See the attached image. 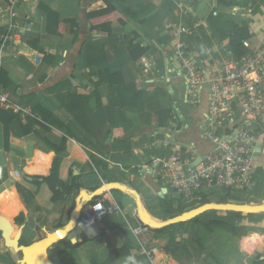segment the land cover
I'll return each mask as SVG.
<instances>
[{
    "label": "crops",
    "instance_id": "1",
    "mask_svg": "<svg viewBox=\"0 0 264 264\" xmlns=\"http://www.w3.org/2000/svg\"><path fill=\"white\" fill-rule=\"evenodd\" d=\"M105 1L30 0L16 8L19 25L27 28L23 38L6 45L0 38V76L1 71L7 73L14 88V91L11 87L7 89L11 99L29 107L33 118L39 117L34 112L38 106L52 115L47 123L50 132L35 127L36 133L24 138H21L18 122L0 121V215L10 220L18 231L21 222L15 221L17 215H30L21 231V236L30 245L45 238L47 233L58 231L59 224L69 227L77 205L83 211L92 209L98 200L108 196L120 211L95 220L101 234L89 238L82 232L74 243L79 246L62 255L49 250L53 262L104 264L111 251L128 246L130 256L113 264H133V261L134 264H264V212L243 214V218L237 219L225 211L213 210V213L205 216L202 213L194 218L186 230L180 225L170 227L169 234L158 240L153 238L152 230L145 236L135 232L145 224L144 214L156 223L178 215L169 216L165 207L160 208V200L169 196L170 188L163 183L160 186L153 184L169 154L166 141L193 149L199 155L213 150L211 142L203 136L209 93L207 89L203 90L196 108L187 105L184 99L187 83L178 75L174 63V28L180 24L191 28L194 39H186V45L206 65L223 58V52L233 58L230 41L213 36L211 20L228 17L235 25H246L252 36L249 46H264V0H226V6L220 5L218 0H109L130 12L126 24H114L112 34L92 32L87 15L105 9ZM40 5L58 13L61 22L76 21L75 27L69 26L64 35L48 32L47 13ZM10 14L9 3L0 0V32L7 28ZM23 41L37 42L46 61L35 65L21 55L18 45ZM138 45L149 51L134 61L131 51ZM157 87L165 89L172 102L176 98L182 105L181 110L173 113V119H180V122H170L169 129L157 123L156 106L164 100ZM202 102H206L205 108L201 106ZM20 120L26 124L27 116H20ZM6 136L9 137L8 145ZM65 136L68 140L61 155L42 140L45 138L60 145ZM263 142L257 149L253 168L252 193L255 196L247 202L254 206L264 205V176L254 177L255 164L264 171ZM55 162L59 179L65 185L79 177V183L86 189L83 196L75 192L67 200L53 204L48 186H35L34 183L42 182L36 178L51 175ZM137 168L142 171L140 176L132 173ZM25 176L29 177V182L23 180ZM117 181L128 190L115 188L100 194L105 185L119 184ZM17 182L36 193V200L30 205L24 206L16 195L14 186ZM129 185L144 196L146 205H142V210ZM162 188L168 190L163 193L164 198L159 196ZM92 189H98V192L92 193ZM115 192H118L121 204L114 197ZM211 192L212 189H208L206 194L198 196V200ZM176 195V199L172 196L169 199L174 208L178 204L183 206L177 201L183 202L182 199ZM196 221L234 225L243 233L244 239L215 228L203 243L204 248H200L195 236ZM248 234L257 241L256 246ZM84 236L89 239L86 243H82ZM65 237L74 239L71 231ZM177 242L188 252L165 253L167 246ZM5 246L0 237V264H20L18 253ZM56 250L64 251L62 241Z\"/></svg>",
    "mask_w": 264,
    "mask_h": 264
},
{
    "label": "built area",
    "instance_id": "2",
    "mask_svg": "<svg viewBox=\"0 0 264 264\" xmlns=\"http://www.w3.org/2000/svg\"><path fill=\"white\" fill-rule=\"evenodd\" d=\"M30 0H11L10 21L0 36L2 44L19 41L27 28L17 19L16 8ZM191 29L184 24L174 28V57L180 67L177 72L187 83L188 102L198 105L203 90L209 93L207 124L203 136L211 142L213 150L199 155L167 140L169 154L162 163L156 183L175 191L183 206L206 194L208 189L251 193L254 188L253 168L258 147L264 140V46L252 48L246 43L247 53L240 60L220 58L205 64L185 44ZM0 110L20 116H32L29 107L15 103L9 91L0 82ZM201 158L197 166L193 163ZM208 195V194H207ZM207 195H204L207 196ZM93 219L99 221L118 213L119 206L112 200H98L92 206ZM149 231L143 224L135 231L145 236Z\"/></svg>",
    "mask_w": 264,
    "mask_h": 264
},
{
    "label": "trees",
    "instance_id": "3",
    "mask_svg": "<svg viewBox=\"0 0 264 264\" xmlns=\"http://www.w3.org/2000/svg\"><path fill=\"white\" fill-rule=\"evenodd\" d=\"M7 3L11 4V0H4ZM220 5L226 6L227 2L226 0H218ZM107 2V7L105 9L90 13L87 15V22L90 26V29L92 32L96 31H102L108 34H112V26L116 23H119L121 25H125L126 21L128 19V16L130 15V12L127 9H123L117 5H115L113 2L106 0ZM41 9H43L47 13V30L48 32L56 31L59 34H66L67 33V28L69 26L75 27L76 21L74 20H65L63 22L60 21V16L58 13L55 11L47 8L44 5H40ZM211 28L214 30L213 36L215 38H219L222 41L229 40L230 41V48H231V53L233 55V58L235 60H240L244 55L247 53L248 48L246 47V43L249 42V40L252 38L249 28L246 25L239 26L235 25L230 18L228 17H222V18H215L211 20ZM3 32H0V36L2 35ZM19 52L21 55L27 57L31 62L35 63V65H39L41 63H44L46 61V57L44 56L43 51L38 47L37 42H20L19 43ZM135 51H139L138 53L134 54ZM149 51V48L147 47H142L141 45H138L134 51H131V56L134 61L139 60L142 56H144L147 52ZM0 82L3 87L8 89L9 87L12 88L14 91V88L12 87V84L8 80L7 73L4 71H1V76H0ZM26 102V100H25ZM28 104V102H26ZM34 112L39 116L38 118L27 116V123L24 124L20 120V115H16L11 111H4L0 110V121L1 123L7 122V123H12V122H18V125L21 130V138L30 136L31 134L36 133L35 127H40L43 128L47 131H51L50 126L47 125V123L51 120L52 115L42 107H36L34 109ZM52 126H54L52 124ZM8 136H6V143L8 145ZM43 142L53 151H55L57 154L61 155L62 153L65 152V147L67 144V136H65L61 142L60 145H55L52 142H50L48 139L42 138ZM58 165V164H57ZM132 173L134 175L140 176L142 174L141 169H133ZM28 176L23 177V180L25 182L28 181ZM41 180L42 182H36L34 183L37 188H40L42 184H46L49 188V190L52 193V198L51 202L53 204H56L58 202H62L67 200L73 193L78 192L79 196H83V193L86 191V189L79 183V177L75 178L74 182H72L70 185H65L62 183L59 179V173H58V166L56 167V162L54 165L53 172L49 177H40L36 178ZM148 180V179H147ZM153 184L155 183L156 186H160L161 182L158 184L155 182V178L153 179ZM118 182V181H117ZM2 183L0 179V184ZM119 183V182H118ZM124 186L123 183H119ZM152 184V183H151ZM152 184V185H153ZM15 189L17 191L16 195L19 196V200L22 202L24 206L30 205L32 202L36 200V193L28 190L25 188L21 183L17 182L15 184ZM130 190L134 193L135 196L139 195L140 192L138 191L137 188L135 187H130ZM92 193L98 192V189H92L90 190ZM229 192V191H228ZM229 197L227 199L229 200L224 202V203H217V204H229L230 202H234L237 204H244L245 202L235 200V196L231 195L229 192ZM206 197H203L202 199L194 200L192 203H190L187 206H181L179 205L176 208H172L170 204H168V201L166 198L162 199L163 206L166 209V212L169 216L174 215L175 213H178V217L183 216L184 214L192 211V206L194 209H197L199 207L211 204L210 202L206 201ZM96 199V198H94ZM108 202L112 203L111 197L106 198ZM201 203V205H200ZM199 206V207H197ZM192 209V210H191ZM232 217H235L237 219L243 218L242 213H237V212H229ZM19 215V216H18ZM17 217L15 218L16 222H21V229L20 233L22 231L23 225L27 222L29 219L30 215L28 217H25L23 214H18ZM176 216V217H177ZM165 222V221H164ZM189 222L186 220L180 224H175V225H180L181 228L186 230L188 227ZM175 225H170L168 227H163L161 229H156L152 228L150 226H147L149 230H152L154 232L153 238L155 240H158L160 238H163L169 234V228L173 227ZM69 227H71V232L75 229L76 225L70 224ZM67 227L59 224L57 226V229L63 230ZM215 228H222L225 231L229 232L230 234L242 238L243 233L239 230L236 229L234 225H230L225 222H211L206 224L205 222L201 221H196L195 222V236L197 238V244L200 248H204V242L210 238V234L214 232ZM0 237H2V234L0 232ZM248 237L255 242V246L257 244V241L252 239L249 234ZM244 238L241 240L243 241ZM89 239L84 236L83 237V242L86 243L88 242ZM62 243L64 244V251H57V246L60 244L54 245L51 249L55 253H59L62 255L66 250L73 249L77 246H79V243L73 244L71 240H68L67 237H65L62 240ZM81 244V243H80ZM20 245L21 246H28L29 244L24 240L22 236H20ZM165 253L167 254H177L180 251L188 252V249L179 245L177 243H173L169 246H167L164 249ZM254 249L251 251L253 252ZM21 254V253H19ZM130 256V252L128 249V246L123 247L120 250L117 251H111L110 256L108 260L104 264H113L116 260L124 257ZM145 258V257H142ZM15 264H19L17 262H14Z\"/></svg>",
    "mask_w": 264,
    "mask_h": 264
},
{
    "label": "water",
    "instance_id": "4",
    "mask_svg": "<svg viewBox=\"0 0 264 264\" xmlns=\"http://www.w3.org/2000/svg\"><path fill=\"white\" fill-rule=\"evenodd\" d=\"M184 99L188 102V88L187 95H184ZM201 162V158H198L193 166H197ZM115 188L128 190L127 187L121 186L120 184H108L105 185L100 194H102L105 190L111 191ZM168 190L166 188H162L161 192H159V196L164 198L163 193H167ZM137 203L140 210H142V203L140 197L137 195ZM210 210H218L225 212H237L242 213L244 215L258 214L264 212V205H256V206H244V205H235V204H208L197 209H194L181 217H173L169 221H165L162 223H156L149 220V215L144 214L143 220L147 226L152 228L161 229L163 227H168L170 225L180 224L186 220H193L197 216L201 215ZM94 213L90 208H86L84 211L82 210L80 205H77L75 211L73 212L72 222L71 224L76 225L75 229L72 231V236L74 239L72 240L73 244L76 242V236L85 232L89 238L96 237L101 234V231L93 219ZM77 222V223H76ZM71 231V227H67L63 230H58L54 233H47L46 237L36 241L28 246L20 245V231L17 232L15 236L14 226L12 222L5 217L0 215V232L2 234V238L5 241V244L8 248L13 249L16 253H22L23 258L20 261V264H54V262L49 257V250L56 244L60 243L65 236Z\"/></svg>",
    "mask_w": 264,
    "mask_h": 264
},
{
    "label": "rangeland",
    "instance_id": "5",
    "mask_svg": "<svg viewBox=\"0 0 264 264\" xmlns=\"http://www.w3.org/2000/svg\"><path fill=\"white\" fill-rule=\"evenodd\" d=\"M177 27V26H176ZM191 29V28H190ZM191 35L190 36H188L187 37V39L189 40H193L194 38H193V32L191 31ZM172 38H173V32H172ZM173 40L175 41V43L177 42L174 38H173ZM186 40V39H185ZM185 44H186V42H185ZM229 52H230V50L228 49V51H227V53L229 54ZM173 54H174V50H173ZM198 57V56H197ZM223 58H229L228 56H226L225 55V52H223V56H222ZM199 58V57H198ZM174 63H175V65L177 66V67H180V64L178 63V60L174 57ZM149 67H151V65H149ZM188 88V87H187ZM156 90H159V93H161L162 95H163V97H164V100H162V101H160V102H158V104H157V106H156V109H157V116H158V119H157V123L162 127V128H167V129H169L170 128V122H172V123H174V124H177V123H179L180 122V119H173V113H176L177 112V110H179L180 109V107L182 106L181 105V103L179 102V99H173V102L170 100V97L168 96V93H167V91L165 90V89H162L161 87H157L156 88ZM187 105H191V107H197V105H192V104H187ZM181 110V109H180ZM161 137H163V136H161ZM261 147L263 148V152H262V154H264V142L261 144ZM8 174L7 172H1V174ZM258 174H260L261 176H264V171H262V170H259L258 169V167H257V165L255 164V171H254V177L255 176H257ZM2 178L4 177L3 175L1 176ZM255 179V178H254ZM254 181V180H253ZM133 185H129L128 187L130 188V187H132ZM263 186V184H261V186H260V188ZM134 187V186H133ZM170 190V194H169V196L168 197H166V200L168 201V204H170V206L172 207V208H174V205H173V202L172 201H170L169 199H170V196H172L173 198H175L176 199V197H177V195H176V192L175 191H173V190H171V189H169ZM230 192V194L231 195H233V196H235V200H238V201H242V202H245L244 204H242V205H244V206H254V205H249V204H247V202L248 201H250V198L251 197H254L255 196V194H253L252 192L251 193H244V192H237V191H229ZM229 192L227 191H221V190H219V189H217V188H212V192L210 193V194H208L207 196H206V201H208V202H210L211 204L212 203H215V204H217V203H224V202H226V201H228L229 202V200L227 199V197H229ZM118 192H115L114 193V197L116 198V200H117V202L119 203V204H121L122 203V201H121V199L119 198V196H118V194H117ZM139 197H140V200H141V203H142V205L143 206H145L146 205V201H145V198H144V196L142 195V194H139L138 195ZM177 199H179V198H177ZM161 202H160V208H164V206H163V202H162V200H160ZM178 201V203L180 202V203H183V202H181V200H177ZM229 204H235V205H240V204H237V203H234V202H230ZM173 205V206H172ZM200 205H201V203H200ZM149 206V205H148ZM178 206H179V204H178ZM193 207H195V206H192V207H189V208H192L193 210H194V208ZM197 207H199V206H197ZM191 209V210H192ZM214 211L213 210H210V211H207V212H205V214H203L202 216H205V215H207L206 213H208V214H210V213H213ZM227 213H229V212H227ZM230 214V213H229ZM115 215V214H114ZM176 217V216H175ZM178 217V216H177ZM173 217H171V218H166V219H164L165 221H169L170 219H172ZM189 223H190V221H192V220H187ZM188 223V224H189ZM17 234V233H16ZM16 234H14L13 236H15ZM6 247V246H5ZM51 251L53 250V249H50ZM18 256H17V258L21 261V259L23 258V256H22V253L21 254H17ZM54 264H57L56 262H54Z\"/></svg>",
    "mask_w": 264,
    "mask_h": 264
},
{
    "label": "bare ground",
    "instance_id": "6",
    "mask_svg": "<svg viewBox=\"0 0 264 264\" xmlns=\"http://www.w3.org/2000/svg\"><path fill=\"white\" fill-rule=\"evenodd\" d=\"M17 232H18L17 227H14V233H13V235L16 234Z\"/></svg>",
    "mask_w": 264,
    "mask_h": 264
},
{
    "label": "flooded vegetation",
    "instance_id": "7",
    "mask_svg": "<svg viewBox=\"0 0 264 264\" xmlns=\"http://www.w3.org/2000/svg\"><path fill=\"white\" fill-rule=\"evenodd\" d=\"M205 103H206V102H204V103L202 102V104H201V106H202L203 108H205V106H206Z\"/></svg>",
    "mask_w": 264,
    "mask_h": 264
},
{
    "label": "clouds",
    "instance_id": "8",
    "mask_svg": "<svg viewBox=\"0 0 264 264\" xmlns=\"http://www.w3.org/2000/svg\"><path fill=\"white\" fill-rule=\"evenodd\" d=\"M92 210V209H91ZM130 260L132 259L131 257L129 258ZM133 264H134V261H133Z\"/></svg>",
    "mask_w": 264,
    "mask_h": 264
}]
</instances>
